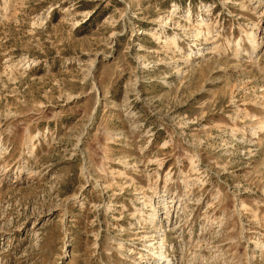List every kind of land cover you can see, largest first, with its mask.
Wrapping results in <instances>:
<instances>
[{
  "label": "rangeland",
  "instance_id": "374dc122",
  "mask_svg": "<svg viewBox=\"0 0 264 264\" xmlns=\"http://www.w3.org/2000/svg\"><path fill=\"white\" fill-rule=\"evenodd\" d=\"M160 263L264 264V0H0V264Z\"/></svg>",
  "mask_w": 264,
  "mask_h": 264
},
{
  "label": "bare ground",
  "instance_id": "6f19581e",
  "mask_svg": "<svg viewBox=\"0 0 264 264\" xmlns=\"http://www.w3.org/2000/svg\"><path fill=\"white\" fill-rule=\"evenodd\" d=\"M249 38L251 39V41H254L253 39H252V36H249ZM253 43V42H252ZM152 205V204H151ZM152 208H154L153 206H152ZM161 263H163V262H161ZM160 263V264H161Z\"/></svg>",
  "mask_w": 264,
  "mask_h": 264
}]
</instances>
